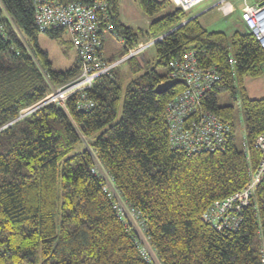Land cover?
Segmentation results:
<instances>
[{
	"label": "trees",
	"instance_id": "trees-1",
	"mask_svg": "<svg viewBox=\"0 0 264 264\" xmlns=\"http://www.w3.org/2000/svg\"><path fill=\"white\" fill-rule=\"evenodd\" d=\"M138 2L156 16L145 30L121 23L118 0H109L110 29L124 45L105 62L188 16L168 10L170 0ZM34 13L33 0H0V264H152L140 253L143 239L160 264H264V176L233 228L217 229L203 216L246 185L260 157L254 141L264 131V96L251 98L241 87L245 150L234 142L233 107L217 103L218 91L234 93L235 75L262 73L264 47L254 35L235 31L228 38L206 30L197 16L154 43L156 65L138 67L143 81L122 89L115 69L86 90L89 110L77 109L72 95L65 108L46 104L11 123L80 71L77 56L69 68H52L37 42ZM188 49L219 75L201 104L232 125L221 150L187 153L170 145L165 105L184 84L163 93L154 87L168 79L169 61ZM116 197L136 211L137 223L117 214Z\"/></svg>",
	"mask_w": 264,
	"mask_h": 264
},
{
	"label": "built area",
	"instance_id": "built-area-1",
	"mask_svg": "<svg viewBox=\"0 0 264 264\" xmlns=\"http://www.w3.org/2000/svg\"><path fill=\"white\" fill-rule=\"evenodd\" d=\"M201 1L203 0H171L175 7L186 12ZM262 1L245 2L241 8V18L260 46L264 47V2ZM33 2L34 20L40 32L61 29L69 34L70 42L80 62V71L68 82L51 89L35 104L22 109L11 123L46 104L53 103L65 108L66 101L72 95L77 97V109L89 110L93 102L86 98L85 92L94 80L101 75L110 74L114 68L128 59L143 53L161 37L139 41L110 62H105L103 33L111 27L108 21L109 0H33ZM214 6L225 15L232 12L230 0H219ZM168 65L167 78L181 77L186 83L184 88L171 97L165 105L171 147L182 149L187 153L223 149L232 133V125L217 114L203 109L201 104L203 95L219 79V75L214 68H204L199 65L193 49L186 50L180 58L171 59ZM254 146L258 149L260 157L246 185L237 192L214 201L203 213L204 218L217 229L226 225L233 228L232 221H237L235 214L248 203L256 185L264 176V131L255 138ZM243 149H246L244 143ZM105 189L110 197L115 195L110 179H107ZM116 200L114 208L121 218L133 222L138 220L134 209L125 206L118 197ZM142 241L141 255L146 261L154 264L156 259L153 251L144 239Z\"/></svg>",
	"mask_w": 264,
	"mask_h": 264
},
{
	"label": "rangeland",
	"instance_id": "rangeland-1",
	"mask_svg": "<svg viewBox=\"0 0 264 264\" xmlns=\"http://www.w3.org/2000/svg\"><path fill=\"white\" fill-rule=\"evenodd\" d=\"M218 1L219 0L201 1L188 11V16L181 19L180 22L184 21L190 16L203 11L204 9L210 7ZM174 7L175 6L172 4V6L168 7V10ZM117 10L121 23L134 29H147L150 20L156 17L155 15L152 17L145 15L141 10L138 0H118ZM202 13L199 15L198 19L204 26V28L208 31H222L227 35L228 38H230L235 31L250 32V29L241 19V12L238 15H233L232 12L228 15H225L221 11H219L217 7H214L204 14ZM159 15L161 14L158 13L157 16ZM103 34V51L106 57L111 56V54L117 53L123 49V38L116 32L114 28L104 31ZM149 38H151V36L146 33V35L143 36L139 41H145ZM69 39V34L65 31L54 38L48 36L46 33L40 32L38 34L37 42L39 46L48 53V58L52 64L53 69L69 68L75 60V49L67 44V41ZM153 45L147 48L143 53L138 54L131 59H128L125 63L114 68V70L116 69L118 76L121 77V80L124 79V83H122L121 85L122 89H125L126 85L133 79L143 81L144 70L139 69L140 67L145 69L151 68L156 65L154 60L155 50ZM128 67L130 68V70L127 72L126 70ZM132 69L136 70L132 72ZM156 70L159 74H163L166 73L167 68L156 66ZM233 85V94L228 89H222L217 92V103L219 105H231L233 107L234 112L232 125L234 130V142L237 148L243 149V142L245 141L246 137L244 115L239 105L241 87H243L247 95L251 98L263 97L264 64L262 65V73L258 76L246 75L243 76L240 80L238 76L235 75ZM120 110L121 109H119L118 111V116L120 115ZM154 264L160 263L156 259Z\"/></svg>",
	"mask_w": 264,
	"mask_h": 264
},
{
	"label": "water",
	"instance_id": "water-1",
	"mask_svg": "<svg viewBox=\"0 0 264 264\" xmlns=\"http://www.w3.org/2000/svg\"><path fill=\"white\" fill-rule=\"evenodd\" d=\"M262 2H264V0ZM202 12H204V11H201V12H199V13L193 15V16H190L189 18L185 19L184 21L178 23L175 27H173L172 29H170L169 31H167L166 33H164L163 35H161L160 38L156 39L155 42L158 41V40H161L164 35L172 32L173 30H175L178 27L182 26L187 21H189V20H191V19L199 16ZM178 83H182L184 85L186 84L185 83V80L183 78H181V77L168 78V79H165L164 81L158 83L154 87V91L156 93H163V92L167 91L169 88H171L172 86H174L175 84H178Z\"/></svg>",
	"mask_w": 264,
	"mask_h": 264
},
{
	"label": "crops",
	"instance_id": "crops-1",
	"mask_svg": "<svg viewBox=\"0 0 264 264\" xmlns=\"http://www.w3.org/2000/svg\"><path fill=\"white\" fill-rule=\"evenodd\" d=\"M254 1H259V0H230V2L232 4V14L238 15L241 12V8L245 2H254ZM214 7H216V6H214V4H213L210 7L204 9L203 10L204 12L202 14H204L205 12L209 11L210 9H212Z\"/></svg>",
	"mask_w": 264,
	"mask_h": 264
}]
</instances>
